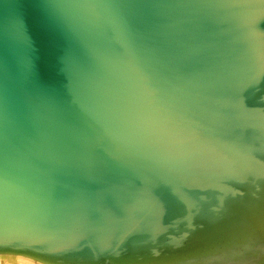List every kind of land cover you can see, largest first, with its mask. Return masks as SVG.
Listing matches in <instances>:
<instances>
[{
	"label": "water",
	"instance_id": "1",
	"mask_svg": "<svg viewBox=\"0 0 264 264\" xmlns=\"http://www.w3.org/2000/svg\"><path fill=\"white\" fill-rule=\"evenodd\" d=\"M0 264H264V0H0Z\"/></svg>",
	"mask_w": 264,
	"mask_h": 264
},
{
	"label": "snow or ice",
	"instance_id": "2",
	"mask_svg": "<svg viewBox=\"0 0 264 264\" xmlns=\"http://www.w3.org/2000/svg\"><path fill=\"white\" fill-rule=\"evenodd\" d=\"M26 255L32 256L34 259H44L42 254L35 253V252H27Z\"/></svg>",
	"mask_w": 264,
	"mask_h": 264
}]
</instances>
